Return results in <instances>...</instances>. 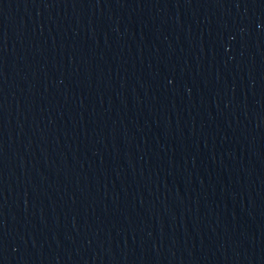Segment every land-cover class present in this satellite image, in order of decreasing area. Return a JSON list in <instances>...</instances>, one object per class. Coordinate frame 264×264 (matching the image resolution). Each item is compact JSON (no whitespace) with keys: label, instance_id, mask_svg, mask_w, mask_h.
<instances>
[{"label":"water","instance_id":"1","mask_svg":"<svg viewBox=\"0 0 264 264\" xmlns=\"http://www.w3.org/2000/svg\"><path fill=\"white\" fill-rule=\"evenodd\" d=\"M0 264H264V0H0Z\"/></svg>","mask_w":264,"mask_h":264}]
</instances>
